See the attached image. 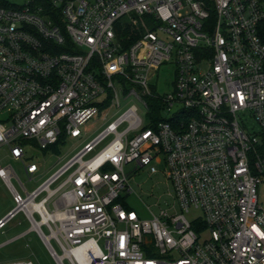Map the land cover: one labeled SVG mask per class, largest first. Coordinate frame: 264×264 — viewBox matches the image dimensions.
<instances>
[{"label":"built area","instance_id":"obj_1","mask_svg":"<svg viewBox=\"0 0 264 264\" xmlns=\"http://www.w3.org/2000/svg\"><path fill=\"white\" fill-rule=\"evenodd\" d=\"M78 138L31 192L0 164V233L23 214L56 264H264V0H0V149L32 181ZM130 165L180 212L129 208Z\"/></svg>","mask_w":264,"mask_h":264},{"label":"rangeland","instance_id":"obj_2","mask_svg":"<svg viewBox=\"0 0 264 264\" xmlns=\"http://www.w3.org/2000/svg\"><path fill=\"white\" fill-rule=\"evenodd\" d=\"M7 1L11 4H21L23 2V0ZM174 75L175 67L173 65H166L160 69L158 77L156 78L157 88L160 93L168 94L171 92V82L174 79ZM250 124L253 125V122L251 121ZM103 127V122L98 119L95 120L94 123L85 125L83 127V133L93 137L100 132ZM79 143L80 138L69 139L57 152L45 153L41 150H37L33 153L29 151L25 160L35 161L39 166V172L32 181H30L25 174L20 162H16L7 157L8 150L6 148L0 149V164L2 167L11 165L28 191L31 192L75 154L76 150H74V148ZM125 171L129 174V185L132 193L124 197L127 199L129 208L135 210L140 217L145 219L151 218L150 210L155 214H158L161 210L167 211L170 214L175 211L178 213L180 212L179 208L176 206L177 201L173 187L162 174L150 175L148 170L145 169L135 171L133 165L127 166ZM12 183L16 188H19L16 180L13 179ZM259 201L264 205V184L259 188ZM14 206L15 204L13 203L7 187L0 179V217ZM198 214L199 212L192 210L187 217L192 220ZM13 228L17 229L14 230V232H22L29 230L31 226L25 220L23 214H20L7 225L4 232L6 233ZM10 236V233L8 235L0 233V242ZM53 245L56 250L59 251L54 242ZM13 261H32L34 264H56L46 246L36 232L32 230L29 231L24 239L0 248V263Z\"/></svg>","mask_w":264,"mask_h":264},{"label":"crops","instance_id":"obj_3","mask_svg":"<svg viewBox=\"0 0 264 264\" xmlns=\"http://www.w3.org/2000/svg\"><path fill=\"white\" fill-rule=\"evenodd\" d=\"M18 175V174H17ZM19 177V176H18ZM11 196V195H10ZM10 211V210H9ZM8 211V212H9ZM7 212V213H8ZM7 213H5L3 216H1L0 217V219L1 218H3ZM20 215V214H19ZM24 216V215H23ZM24 218H25V220L27 221V219H26V217L24 216ZM28 222V221H27ZM14 230H17V229H11L10 231H8V232H3V235H8L9 233L11 234V236L10 237H7V238H5L4 239V241H2V242H0V248L1 247H3V246H5V245H7V244H11V243H14V242H16V241H18V240H21V239H24L26 236H27V234L29 233V231L31 230V229H29V230H27V231H22V232H17V231H15L14 232Z\"/></svg>","mask_w":264,"mask_h":264},{"label":"trees","instance_id":"obj_4","mask_svg":"<svg viewBox=\"0 0 264 264\" xmlns=\"http://www.w3.org/2000/svg\"><path fill=\"white\" fill-rule=\"evenodd\" d=\"M61 142V141H60ZM57 148H58V146H55V147H53L52 149L54 150V151H57Z\"/></svg>","mask_w":264,"mask_h":264}]
</instances>
